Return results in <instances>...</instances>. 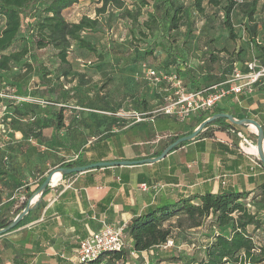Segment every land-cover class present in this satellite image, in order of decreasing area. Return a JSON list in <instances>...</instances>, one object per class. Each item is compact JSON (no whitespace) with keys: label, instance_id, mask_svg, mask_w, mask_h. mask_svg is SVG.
<instances>
[{"label":"crops","instance_id":"obj_1","mask_svg":"<svg viewBox=\"0 0 264 264\" xmlns=\"http://www.w3.org/2000/svg\"><path fill=\"white\" fill-rule=\"evenodd\" d=\"M71 8L65 9L63 15ZM204 79H197V87L212 83H203L208 78ZM4 84L1 80V89ZM260 88L264 86L243 96L240 104L226 99L217 107L234 115L238 113L232 108L246 109V114L264 127V91ZM156 101L157 96L152 93L148 102ZM10 102L0 101V217L3 218L20 212L13 211L26 187L48 170V164L39 157L45 142L23 136L11 123L16 118L19 126L25 127L33 116L14 115ZM194 125L176 123L160 115L137 127H113L111 136L98 143L89 141L83 151L74 152L73 158L80 155L83 160L98 162L155 157L165 145L163 138L182 135ZM46 130L52 134L44 128L43 136ZM234 139L232 133L215 130L212 137L192 139L155 162L97 167L62 177L44 195L33 198L34 205L23 225L0 235V264H76L78 240L97 229L100 219L124 227L135 212L181 196L253 190L264 180V171ZM142 183H159L161 187L153 193L142 190ZM16 196L19 200L12 201Z\"/></svg>","mask_w":264,"mask_h":264},{"label":"trees","instance_id":"obj_2","mask_svg":"<svg viewBox=\"0 0 264 264\" xmlns=\"http://www.w3.org/2000/svg\"><path fill=\"white\" fill-rule=\"evenodd\" d=\"M203 1L192 0L191 6L196 11L202 12ZM206 1L215 5H220L222 2V0ZM223 1L224 4L221 5L220 9L223 14V24L229 38L233 39L236 36L231 23V13L234 7H238L239 12L244 15L250 24L245 28L248 40L260 52L259 54H263V47L259 46V42L256 39L257 25L254 20L260 0H243L241 3H237L236 0ZM78 2L79 0H0V81L3 80L5 82L4 85L10 87L12 93L14 92L11 89V83L8 81V73L12 69L19 68L26 75L32 71L35 64L40 81L44 83L46 88L43 94H50L48 88L53 80L51 71L46 67L44 61L40 59L41 55L37 53L38 51L47 48L52 50L51 55L61 68L60 73L55 76L56 79L67 76L71 71V63L68 56L73 46L89 52L96 51L95 43L86 37V32L98 30V16L94 18L82 16L74 22L68 21L63 15L65 9L73 7ZM109 8L111 10H119L120 14L128 18L132 24H135L137 18L141 15L145 16L141 24L148 30H154L162 36L169 31L176 30L180 26L186 12L179 0H100V7L97 8V12L100 14ZM20 43L22 44L18 46ZM156 46V43H152L150 49ZM165 52L167 58H171L173 61L163 69L168 72H174L181 77L185 86L191 83L192 85L188 87H197L199 84L188 69L187 63L181 59L180 53L175 51L172 46H168ZM246 60L240 58L233 61L231 68L212 83L222 80L231 71L234 63H243ZM261 60L264 61V57ZM154 68L159 69L157 67ZM151 90L156 95L153 89ZM2 99L7 98L0 97V101ZM21 104L20 106L15 105L12 101L10 104L12 113L18 116H33L25 127H20V122L16 118L11 121L14 126H17L15 128L22 132L23 136L45 142L44 138L41 139L44 137L42 130L48 126L54 127L55 135L58 136L60 129L64 125L61 108L56 109L49 105L50 114L48 116L46 113L45 116H48V118L46 117L47 119L44 121V115L40 109L37 110L36 107L30 104ZM115 112L116 110L110 114L111 123L113 119H116V122H122V119L115 116ZM219 112L225 111L216 106L211 111L206 112L205 116H202L194 123L193 128L182 135L191 133L201 121ZM143 124L145 123H136V125ZM210 127L212 128L209 129ZM33 128H36V130H33ZM110 128L112 127L106 128L105 131L110 132ZM237 128L238 125L231 123L228 119L217 118L208 122L194 139L212 137L215 130L232 133L234 130L238 131ZM262 128L264 133V127L262 126ZM111 134L103 135L101 131L97 136L93 137V141L101 142L111 136ZM179 136L181 135L175 136L168 143ZM187 142L189 141H185L178 146ZM167 144L157 151L155 155L160 154ZM85 148L86 145L80 151ZM72 150L73 152L79 151L76 146L72 147ZM88 163L93 162L83 160L79 155L74 160L62 162L59 166L72 167ZM258 163L260 164L259 168L264 171L262 163L260 161ZM72 174L74 173L62 175V177ZM44 178L45 176L39 180L36 189H38ZM47 188L48 186L42 191L41 196L46 193ZM25 205L26 201L20 205L19 210H22ZM263 215L264 180L253 190H221L215 193L205 192L203 194L181 196L174 201L155 204L140 213L135 212L123 227L125 242L137 252L136 256L129 257L128 251L123 249L119 252L105 253L87 264L98 262L105 255H115V258L121 261L120 264H126V261H132L134 258L140 257L143 251L150 250L166 242L171 236L173 227L179 228L184 225H186V228H203L207 231L204 243L199 246L201 254L191 261L192 264H264V235L261 236L260 234V232H264ZM27 216L28 214L24 215L7 232L23 225ZM173 217H176L175 221L168 222ZM10 222L11 220H7L6 217H0V229L6 227Z\"/></svg>","mask_w":264,"mask_h":264},{"label":"rangeland","instance_id":"obj_3","mask_svg":"<svg viewBox=\"0 0 264 264\" xmlns=\"http://www.w3.org/2000/svg\"><path fill=\"white\" fill-rule=\"evenodd\" d=\"M236 1L241 3L243 0ZM179 2L186 11L185 17L176 30L162 36L141 24L145 19L143 15L137 18L135 24H132L128 18L120 14L119 10L109 8L98 14L100 0H79L73 8L65 12L64 17L68 21H77L82 16L92 18L98 16V30L86 32V37L95 43L96 51L89 52L73 46L68 56L71 71L67 76L57 79L55 76L60 73L61 68L51 55L52 50L47 48L38 51L37 53L41 55L40 59L51 71L53 80L48 88L50 94H43L46 88L40 81L35 64L32 71L26 75L19 68L12 69L8 73L7 77L10 80L8 81L15 95L48 102V104L37 105L32 102L13 101L15 105L20 106L21 103L33 105L37 110L42 111L44 121L50 114L49 105L62 109L64 125L58 136L55 135L54 127L48 126L52 134L46 130L45 136L41 138H44L46 142L39 153V157L48 164L45 175L59 167L62 162L74 160L72 147L82 149L101 131L104 135L112 133L113 127L117 129L137 127L136 124H128L127 120L116 122V119H113L111 123L110 114L120 109L149 110L155 106L148 102L153 92L141 77L140 64L145 61L159 69L166 68L173 61L167 58L165 50L168 46H172L180 53L181 59L187 63L188 69L196 80L208 78L204 79L203 83L217 81L231 68L236 59H249L253 55H258L260 59L264 57V0L259 1L254 15L257 25L256 39L259 46L263 47V54H259L260 52L248 40L245 28L250 24L239 12L238 7H234L231 13V23L236 35L231 39L223 24V14L220 9L224 4L223 0L220 5L210 4L204 0L202 12L196 11L191 6L192 0H179ZM152 43H156L157 46L150 49ZM261 90L264 91V89ZM231 110L238 113L236 118L249 116L253 118L252 115H247L246 109L235 107ZM46 113L48 116H45ZM202 116H205V113L194 115L184 123L193 124ZM108 127H112L110 132L105 131ZM237 129L238 131L232 132L236 138L234 140L240 143L254 160H258L257 154L253 152V148H256V132L244 125H238ZM237 132H240L247 142L243 141ZM173 138L166 137L162 141L167 144ZM31 139L34 138L31 137ZM39 180L30 181L31 185H28L26 192L22 193L21 202L28 203L38 193L35 183L38 184ZM33 185L34 187L30 189ZM14 200L19 199L16 196L12 201ZM21 202L14 208V213L19 210ZM16 214L9 213L6 219H13ZM262 218L264 221V215ZM206 233L207 231L203 228H186V225L179 228L173 227L170 247L154 248L150 253H145L132 261L129 260V263L142 264L145 259L149 264H192L191 261L201 254L199 246L204 243ZM260 234L262 236L264 232ZM120 262L115 255H105L93 264H120Z\"/></svg>","mask_w":264,"mask_h":264},{"label":"built area","instance_id":"obj_4","mask_svg":"<svg viewBox=\"0 0 264 264\" xmlns=\"http://www.w3.org/2000/svg\"><path fill=\"white\" fill-rule=\"evenodd\" d=\"M140 74L146 85L153 89L157 95L155 106L149 110L124 111L120 109L115 112V116L123 121H129L128 124L152 122L159 115L167 116L177 123H184L194 115L211 111L222 100L229 99L234 104H240L243 96L251 95L256 88L264 86V61L253 55L243 63L234 64L231 71L222 80L195 88L185 86L181 77L174 72L156 69L145 62L140 64ZM0 97L15 102H32L40 105L48 103L44 100L15 95L6 85L1 89ZM237 135L247 142L240 132H237ZM254 163L260 167L258 160H254ZM61 178L60 174L57 181ZM57 181L50 180L48 188H53ZM160 187L159 183H142L140 185L142 190L153 193H156ZM33 203V199L28 201L30 206ZM171 245L172 240L169 238L158 247L165 249ZM123 249L128 251L129 257H134L137 254L126 244L123 226H114L104 219H100L97 229L78 240L76 264H87L105 253L119 252ZM125 263L129 264V260ZM142 264H149V262L144 259Z\"/></svg>","mask_w":264,"mask_h":264},{"label":"water","instance_id":"obj_5","mask_svg":"<svg viewBox=\"0 0 264 264\" xmlns=\"http://www.w3.org/2000/svg\"><path fill=\"white\" fill-rule=\"evenodd\" d=\"M217 118H226L228 119L231 123H234L236 125H244V126H249L253 125L256 128V154L258 160L262 163L264 166V154H263V148H264V135H263V128L261 124L249 117H242V118H236L230 113H225V112H219L215 113L207 118H205L203 121H201L189 134L181 135L177 137L175 140L172 142L168 143L166 147L160 152V154L156 155L155 157H147L143 159H138V160H109V161H98V162H93V163H88L85 165H77V166H72V167H57L47 175H45V178L43 182L40 184L38 187V193L36 194V197L40 196L42 191L48 186L51 176L53 172L59 171L61 175L65 174H71V173H80L87 171L89 169L97 168V167H105V166H114V165H130V164H142V163H150V162H155L157 160H160L166 156L174 147L180 145L181 143L185 141H190L195 138V136L198 134L200 130L204 128V126L210 122L211 120L217 119ZM34 204V203H33ZM32 208L28 203L24 206V208L11 220V222L4 228L0 229V235L7 232L9 229L14 227L22 218L25 214L29 212V210Z\"/></svg>","mask_w":264,"mask_h":264},{"label":"bare ground","instance_id":"obj_6","mask_svg":"<svg viewBox=\"0 0 264 264\" xmlns=\"http://www.w3.org/2000/svg\"><path fill=\"white\" fill-rule=\"evenodd\" d=\"M249 128H251L253 131H256V128L253 125H249ZM250 146H253V145H250ZM245 149H246V147H245ZM256 151H257L256 148H253V152L256 153ZM263 154H264V148H263ZM59 176H60L59 171L53 172V174L51 176V181L56 182ZM35 197H36V195L33 198H35Z\"/></svg>","mask_w":264,"mask_h":264}]
</instances>
